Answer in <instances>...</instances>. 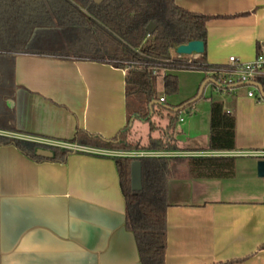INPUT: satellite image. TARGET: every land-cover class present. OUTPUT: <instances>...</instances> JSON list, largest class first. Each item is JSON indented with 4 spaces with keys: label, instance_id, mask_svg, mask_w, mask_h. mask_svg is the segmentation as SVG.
<instances>
[{
    "label": "crops",
    "instance_id": "0c3cea01",
    "mask_svg": "<svg viewBox=\"0 0 264 264\" xmlns=\"http://www.w3.org/2000/svg\"><path fill=\"white\" fill-rule=\"evenodd\" d=\"M175 3L208 17L209 65L228 66L230 57L250 62L264 53V0ZM126 77L110 64L18 55L15 133L58 142L80 132L115 138L128 124ZM208 86L213 101L235 118L231 152H264V101L250 98V87ZM166 127L157 126L151 137H170L180 157H220L208 150L210 125L201 137H188L191 125L171 134ZM130 140L146 146L149 138L143 143L131 133ZM235 158L231 179H195L186 163L173 173L164 264H264V179L257 172L264 157ZM126 220L115 158L75 152L63 163L37 161L15 146L0 147V264H141Z\"/></svg>",
    "mask_w": 264,
    "mask_h": 264
},
{
    "label": "trees",
    "instance_id": "16d2710c",
    "mask_svg": "<svg viewBox=\"0 0 264 264\" xmlns=\"http://www.w3.org/2000/svg\"><path fill=\"white\" fill-rule=\"evenodd\" d=\"M208 17L176 5L175 0H0V131L15 133V111L8 106L15 93V64L20 54L60 59H85L113 65L127 71L128 124L111 139L78 133L71 143L121 152H178L170 137H149L141 146L130 140L131 120L151 122L150 108L157 98L163 71L166 96L179 91L173 73L190 70L175 56V49L191 41H202L205 52L194 62L207 64ZM155 23V32L146 31ZM222 66L197 67L202 72ZM155 72V73H154ZM206 74V73H205ZM264 87V83H263ZM174 120L165 131L175 130ZM235 118L220 102L210 104L209 151L235 150ZM151 131L156 130L151 125ZM1 146H15L37 161L65 162L73 152L0 135ZM39 149L53 152V158L37 156ZM235 157H142L116 158L127 206L126 226L135 237L141 264H164L167 248L169 180L181 163H186L195 179H231L236 172ZM142 165V190L131 188V164Z\"/></svg>",
    "mask_w": 264,
    "mask_h": 264
},
{
    "label": "built area",
    "instance_id": "2783aa9c",
    "mask_svg": "<svg viewBox=\"0 0 264 264\" xmlns=\"http://www.w3.org/2000/svg\"><path fill=\"white\" fill-rule=\"evenodd\" d=\"M177 59L183 61L185 66H190V70H197L200 68L197 67H205L207 64H199L197 65V69L193 66L194 62L197 61L200 57L198 54L193 55H177L175 54ZM199 71V70H198ZM155 73V72H154ZM206 75L214 79L217 83H219L223 87H232L234 85L239 84H248V83H257L263 86L264 83V53L259 52L256 57L250 61L245 62L237 59L236 57H230L229 65L210 68ZM252 88L251 91L248 92V96L250 98H257L259 102L264 101L261 97L258 89L255 87ZM217 90H222L220 88H216ZM161 103H165L163 98L160 99ZM0 135L18 139L22 141H27L31 143H36L44 146L49 147H58L67 149L73 153H88L93 155H100V156H107L112 158L118 157H125V158H142V157H180L181 154L178 152H121V151H114V150H103L97 148H91L86 146L77 145L71 142H58L48 139L42 138H34V137H25L18 133H10V132H2L0 131ZM255 155L259 157H264V152H257V153H236V152H213L210 155L213 156H220V157H240V156H248V155ZM195 156H202L205 154H193Z\"/></svg>",
    "mask_w": 264,
    "mask_h": 264
},
{
    "label": "rangeland",
    "instance_id": "374dc122",
    "mask_svg": "<svg viewBox=\"0 0 264 264\" xmlns=\"http://www.w3.org/2000/svg\"><path fill=\"white\" fill-rule=\"evenodd\" d=\"M179 79V91L175 95L166 96L163 92V71L160 72V78L158 79L157 85V98H163L166 103L162 105H155V113L151 116V122L135 120L133 123L132 134L133 137H137L141 142L148 141L149 136H153L157 131H151V125L155 127L164 128L169 125L172 120H174V125L176 132L185 131L186 127L191 125V131L188 133L189 136L198 135L201 137L209 130L210 125V113L209 106L210 103L217 97L215 93L212 92L211 87L206 88L205 93L196 103L192 106L186 107L180 113H174L166 108H177L185 105L192 99H194L199 91L200 86L206 80L207 75L202 71L198 70H178L173 72ZM239 90H247L248 87L238 88ZM160 102V100H159ZM186 134V132H185ZM184 135V138H186ZM180 140H183L180 138Z\"/></svg>",
    "mask_w": 264,
    "mask_h": 264
},
{
    "label": "water",
    "instance_id": "95a60500",
    "mask_svg": "<svg viewBox=\"0 0 264 264\" xmlns=\"http://www.w3.org/2000/svg\"><path fill=\"white\" fill-rule=\"evenodd\" d=\"M92 1L95 4L99 5L104 0H92ZM156 28H157V25L152 22L147 26L146 31L149 35H151L155 32ZM204 52H205V45L202 41H191L187 44L180 45L175 49V54L186 55V56L193 55V54L202 55ZM209 84H214L222 90H232V89H237V88H242V87H255L256 89H258L261 97L264 99V87L261 84L248 83V84L234 85L232 87H223L219 83H217L214 79L208 78L202 83V85L200 86L199 91H198V93L194 99H192L191 101H189L185 105H182V106L177 107V108H171V107H167V106H164V108H166V109H168L174 113H180L186 107L192 106L199 99H201L207 85H209ZM155 105H162V103L159 101H153L150 105V108L152 109V107ZM8 106L10 108H13V101H9ZM151 115H152V113H151ZM134 121H135V119L133 118L130 122L129 128H132ZM36 154L39 157H43V158H47V159L53 158V156H54L53 152L50 150H47V149H39L36 152ZM257 172H258V177L264 179V159L260 160L257 163ZM131 188L135 192L142 190V165H141L140 161H134L131 164Z\"/></svg>",
    "mask_w": 264,
    "mask_h": 264
}]
</instances>
